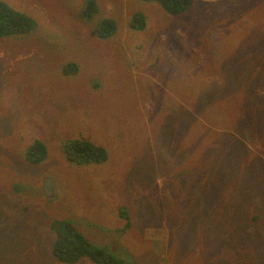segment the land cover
<instances>
[{
  "label": "rangeland",
  "instance_id": "obj_1",
  "mask_svg": "<svg viewBox=\"0 0 264 264\" xmlns=\"http://www.w3.org/2000/svg\"><path fill=\"white\" fill-rule=\"evenodd\" d=\"M4 1L38 25L0 37V264H96L54 255L60 220L139 264H264V0ZM74 139L108 158L69 161Z\"/></svg>",
  "mask_w": 264,
  "mask_h": 264
},
{
  "label": "trees",
  "instance_id": "obj_2",
  "mask_svg": "<svg viewBox=\"0 0 264 264\" xmlns=\"http://www.w3.org/2000/svg\"><path fill=\"white\" fill-rule=\"evenodd\" d=\"M160 4L167 12L172 15H181L188 12L194 0H143ZM99 12L97 0H86L81 10L80 17L92 19ZM38 23L35 18L27 12L13 8L4 0H0V37L21 36L29 34L36 29ZM146 26V19L143 13L137 12L130 19V27L134 30H143ZM117 31V24L113 18L105 17L98 20L93 30L94 35L99 38L107 39ZM225 92H228L225 90ZM262 105V103L260 104ZM263 106V105H262ZM264 107V106H263ZM188 117L192 112H187ZM198 123L199 121H193ZM192 122H187L191 124ZM64 151L69 161L78 164L101 163L108 158L106 149L88 140L74 139L64 143ZM47 156V147L41 140L33 142L27 152L26 159L33 164L43 161ZM212 176L211 173H208ZM218 182H214L215 184ZM211 186V185H210ZM225 189V188H224ZM223 189V191H224ZM212 191V189H211ZM249 199L245 204L253 203ZM125 213L124 210L121 211ZM264 218L259 215L254 217L255 221ZM130 224H128L129 226ZM127 226V227H128ZM57 238L53 247L54 255L64 262H76L83 257H88L96 264H139L137 260L132 261L129 251L123 249H108L94 244L90 239L70 220H60L54 224ZM218 244H223L219 239ZM116 254L120 257H117ZM134 259V258H133Z\"/></svg>",
  "mask_w": 264,
  "mask_h": 264
}]
</instances>
